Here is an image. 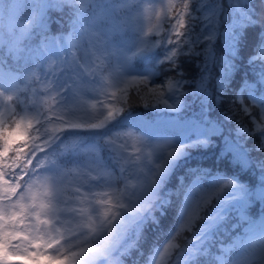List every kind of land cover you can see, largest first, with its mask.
I'll use <instances>...</instances> for the list:
<instances>
[{"label":"snow or ice","instance_id":"snow-or-ice-1","mask_svg":"<svg viewBox=\"0 0 264 264\" xmlns=\"http://www.w3.org/2000/svg\"><path fill=\"white\" fill-rule=\"evenodd\" d=\"M27 3L15 43L0 39V264H123L149 224L164 235L161 220L169 209L168 238L148 264H173V257L193 264L202 255L208 264H264V211L249 214L253 201L264 202V187L253 191L238 175L197 164L186 168L187 184L180 176L177 189L162 191L194 151L215 147L212 137L223 129L206 115L208 82L219 66V105L250 28L260 32L248 64L261 61L256 75L264 84V14L252 0ZM50 13L67 18L66 35L49 34ZM181 57H203L191 93ZM137 59H155L157 67L139 71ZM165 64L174 75L158 82ZM244 88L260 118H252L251 131L238 127L237 137L260 133L256 150L264 151V95L257 97L245 79L235 103L249 116ZM188 95L201 98L202 118L148 120L132 111L135 98L146 109L178 114ZM222 144L217 163L230 154L242 169L251 166V150L239 138L224 136ZM258 167L264 172V161ZM232 213L239 221L233 229L246 226L211 255L205 246L227 231Z\"/></svg>","mask_w":264,"mask_h":264},{"label":"trees","instance_id":"trees-1","mask_svg":"<svg viewBox=\"0 0 264 264\" xmlns=\"http://www.w3.org/2000/svg\"><path fill=\"white\" fill-rule=\"evenodd\" d=\"M157 5L162 2V0H152ZM253 6L258 13L264 14V3H261V0H252ZM231 20V16L230 19ZM70 31L67 18L61 13H50L49 18V34L51 35H60L67 34ZM199 31V29H197ZM260 29L250 28L247 32V39L243 47L239 52V59L235 61L238 65L237 70L233 73L231 81L222 94L223 99L222 103L219 105L215 102V97L217 95V80L221 76L219 66H216L212 70L211 78L208 82V88L211 91L212 99L209 101L207 107L208 112L206 113L209 120L215 121L221 125L223 131L220 136L212 137L215 142V147L210 146L207 149H199L192 153V158L189 159L187 163L182 164L181 167L177 168L169 178V181L165 185V188L162 191H167L168 189L175 190L179 187L180 181L179 177L184 176V183L187 184L190 180V176L186 174V168L191 166H196L197 164L202 165L206 168H212L213 171H221L226 173L229 177L233 175H238L241 182L246 183L253 191L259 187H264V182L260 180L261 175H264V172L258 167V164L264 161V151H257V146L261 143V134L256 133L251 137L239 136L237 137L238 127H247L250 131L254 129L252 118L255 117L257 120L260 118V108L253 105L252 101L249 99V89L244 88L242 93L245 105H248L251 108L252 115L249 116L245 114L241 106L238 103H235L237 94L240 92V89L244 87L245 79L249 84L255 85L254 94L257 97L264 95V84L260 83L256 75L260 71L261 61L257 59L254 64L249 65L248 59L256 54L258 50V33ZM153 39H157L153 37ZM40 38L38 37L35 41L39 43ZM220 51L219 55L223 56L225 54V49L219 40ZM160 50L157 49V53ZM203 61V57L191 58L189 60L186 57H181V67L185 73V79L193 81L192 84L185 86V91L194 92L196 88L195 81L199 79L201 72L197 67V62ZM7 63H12V61L7 60ZM134 66L139 71H143L146 67L154 68L157 67L155 59L146 62L143 59H137L134 62ZM167 65H160L159 70L161 75L158 77V82H162L164 77L172 76L174 73L164 71V68ZM199 72V76L198 75ZM38 87V85H37ZM183 100L186 103V107L180 113H169V112H155L152 109L144 108L138 100L135 98L132 99V111L135 113L141 114L145 119L155 120L158 117H173L179 116L180 119L192 118L195 116L197 119L202 118L201 116V98L193 95H188L183 97ZM15 106V103H14ZM221 113H226L232 116L231 120H225L224 116ZM227 136L232 140L239 138L240 142L243 143L244 147L250 149L248 155L252 161V164L247 169H242L240 165L234 164L232 162V156L229 154L225 156L222 160L217 163L216 157L219 155L221 148L223 147L222 140L223 137ZM107 155L106 153L104 154ZM7 178V177H6ZM175 200V197L173 198ZM154 210V209H153ZM264 211V202L253 201L250 208L249 214L254 218H258L261 212ZM159 215V213H156ZM174 212L169 209L163 219L161 220V227L164 230V235H158L154 230V226L149 224L143 232L142 239L138 243L137 247L132 248L129 253L122 257L123 264H148L149 257L154 249V247L160 246L168 238L167 233L173 223ZM239 223L237 219V214L232 213L230 219L223 226V229L216 233L211 241L205 246L209 249L211 255L218 254L222 245L226 246L229 244L234 236L240 234L242 229L246 225H242L236 229L232 228L233 224ZM185 236L191 238L190 233H185ZM185 241L182 239L181 244L183 245ZM173 264H182L178 261L176 257H173ZM193 264H208L207 256H200L197 258Z\"/></svg>","mask_w":264,"mask_h":264},{"label":"clouds","instance_id":"clouds-1","mask_svg":"<svg viewBox=\"0 0 264 264\" xmlns=\"http://www.w3.org/2000/svg\"><path fill=\"white\" fill-rule=\"evenodd\" d=\"M27 0H0V39L5 46L15 43L20 35V25L29 12Z\"/></svg>","mask_w":264,"mask_h":264},{"label":"rangeland","instance_id":"rangeland-1","mask_svg":"<svg viewBox=\"0 0 264 264\" xmlns=\"http://www.w3.org/2000/svg\"><path fill=\"white\" fill-rule=\"evenodd\" d=\"M225 6H227V5H225ZM229 19H230V16H229ZM216 51H217V54L219 55V51H220L219 40H217V43H216ZM215 68H216V66H214L212 70H214ZM197 76H199V72H198Z\"/></svg>","mask_w":264,"mask_h":264}]
</instances>
